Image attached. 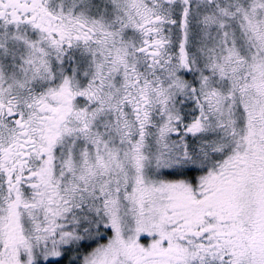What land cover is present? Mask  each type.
<instances>
[{
    "label": "snow or ice",
    "instance_id": "1",
    "mask_svg": "<svg viewBox=\"0 0 264 264\" xmlns=\"http://www.w3.org/2000/svg\"><path fill=\"white\" fill-rule=\"evenodd\" d=\"M0 264H264V0H0Z\"/></svg>",
    "mask_w": 264,
    "mask_h": 264
}]
</instances>
